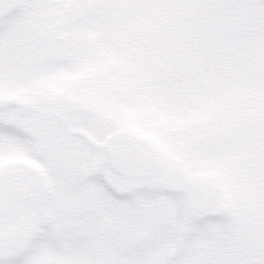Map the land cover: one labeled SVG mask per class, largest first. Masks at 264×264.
Here are the masks:
<instances>
[{
	"label": "snow or ice",
	"instance_id": "6c2138e0",
	"mask_svg": "<svg viewBox=\"0 0 264 264\" xmlns=\"http://www.w3.org/2000/svg\"><path fill=\"white\" fill-rule=\"evenodd\" d=\"M36 2L105 12L81 63L96 77L99 102L88 109L43 106L35 119L16 109L35 140L22 127L0 125V138L41 159L36 184L63 194L85 177L81 148L122 149L108 143L119 124L117 102L165 55L178 21H162L190 0ZM74 128L85 133L77 143L68 139ZM140 146L149 160L139 170L122 181L95 178L96 198L58 202L19 257L0 249V264H264V134L235 145L225 140L221 121L210 118L177 129L162 146Z\"/></svg>",
	"mask_w": 264,
	"mask_h": 264
},
{
	"label": "rangeland",
	"instance_id": "374dc122",
	"mask_svg": "<svg viewBox=\"0 0 264 264\" xmlns=\"http://www.w3.org/2000/svg\"><path fill=\"white\" fill-rule=\"evenodd\" d=\"M104 15L96 8L0 0V125L22 127L35 140L16 109L35 119L45 114L43 106L88 109L99 102L96 77L81 63ZM169 20L178 21V30L165 55L117 102L119 124L108 143L122 149L81 148L86 172L80 183L63 194L40 187L34 173L43 170L41 159L17 150L6 135L0 138L3 255L19 257L58 202L71 206L98 197L95 178L122 181L139 170L149 160L141 141L162 146L177 129L187 131L210 118L221 121L225 140L235 145L264 134V0H190L162 22ZM82 135L72 129L69 142Z\"/></svg>",
	"mask_w": 264,
	"mask_h": 264
},
{
	"label": "water",
	"instance_id": "95a60500",
	"mask_svg": "<svg viewBox=\"0 0 264 264\" xmlns=\"http://www.w3.org/2000/svg\"><path fill=\"white\" fill-rule=\"evenodd\" d=\"M106 179H111V178H106Z\"/></svg>",
	"mask_w": 264,
	"mask_h": 264
},
{
	"label": "flooded vegetation",
	"instance_id": "af4514ba",
	"mask_svg": "<svg viewBox=\"0 0 264 264\" xmlns=\"http://www.w3.org/2000/svg\"><path fill=\"white\" fill-rule=\"evenodd\" d=\"M113 180V179H112Z\"/></svg>",
	"mask_w": 264,
	"mask_h": 264
}]
</instances>
